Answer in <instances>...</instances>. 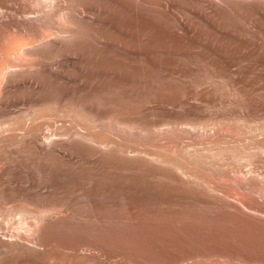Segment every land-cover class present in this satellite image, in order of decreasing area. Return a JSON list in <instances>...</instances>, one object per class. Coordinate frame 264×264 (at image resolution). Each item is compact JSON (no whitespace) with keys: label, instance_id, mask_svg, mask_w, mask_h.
I'll use <instances>...</instances> for the list:
<instances>
[{"label":"bare ground","instance_id":"6f19581e","mask_svg":"<svg viewBox=\"0 0 264 264\" xmlns=\"http://www.w3.org/2000/svg\"><path fill=\"white\" fill-rule=\"evenodd\" d=\"M262 19L264 0H0V264H264V103L165 40L264 46ZM70 53L105 69L65 89Z\"/></svg>","mask_w":264,"mask_h":264},{"label":"rangeland","instance_id":"374dc122","mask_svg":"<svg viewBox=\"0 0 264 264\" xmlns=\"http://www.w3.org/2000/svg\"><path fill=\"white\" fill-rule=\"evenodd\" d=\"M112 19L114 22V17ZM117 22L120 23V20ZM259 22L264 32V19ZM128 23L129 21L123 20L120 24L125 25ZM165 40L177 43L175 47H191V49L195 50L197 53H204L205 55L203 58L208 62H219L223 66L224 71L227 74H231L230 77L243 90L248 102L252 104L264 103V46L262 45V41H260L261 38L257 37L253 40L249 39V37H245L244 39L230 40L228 37L216 35L212 31L205 30L198 34L168 36ZM64 58L60 57V59H63V62H61L63 66L55 64L58 68L54 66V70H57L62 83L61 87L65 89H73V87L79 85L82 78L105 69V63L103 61L88 65L87 62L77 54L70 53ZM169 64L176 66L181 63L176 61L170 62ZM178 68L179 67H176L175 69ZM189 88L193 89V86L189 85ZM12 89L14 91H12ZM12 89L7 90V92H1V94L6 93L4 96L1 95L3 96L1 97V102L6 101L10 96V100L13 101L14 105H18L17 107L20 106L22 110H24L27 104L23 100L18 99L15 88ZM187 101L191 104L195 103L197 100L195 98H189ZM224 101H226V98H224ZM163 106L170 105L164 104ZM59 122L62 123L63 120H59L58 123ZM67 123L69 122L67 121ZM45 131L48 132L49 128H46ZM8 150L17 151V146H10ZM68 172L70 171H60L59 176L62 177ZM70 175L71 173L67 176Z\"/></svg>","mask_w":264,"mask_h":264}]
</instances>
